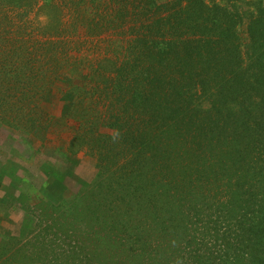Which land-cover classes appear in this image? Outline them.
Segmentation results:
<instances>
[{"label":"trees","instance_id":"obj_1","mask_svg":"<svg viewBox=\"0 0 264 264\" xmlns=\"http://www.w3.org/2000/svg\"><path fill=\"white\" fill-rule=\"evenodd\" d=\"M232 1L0 0V109L97 157L50 172L40 264H264V7Z\"/></svg>","mask_w":264,"mask_h":264},{"label":"rangeland","instance_id":"obj_2","mask_svg":"<svg viewBox=\"0 0 264 264\" xmlns=\"http://www.w3.org/2000/svg\"><path fill=\"white\" fill-rule=\"evenodd\" d=\"M218 1L227 3L231 0ZM253 1L235 0L228 4H236L238 10L247 16L255 8L251 5ZM118 31L116 34H104L106 50L112 49L109 41L113 39L124 42L125 31ZM239 34L246 46L249 41L246 20L240 25ZM100 44L103 46L104 41ZM16 111L0 109V173L3 171L0 176V264H9L7 258L14 257L17 252L23 258L19 264H40L39 260L47 262L51 256L48 251L53 244L48 228L51 224L48 219L53 214L51 204L69 203L77 198L78 191H61L53 187L55 181L50 172L65 170V160L68 159L75 164L74 174L83 183L81 188H89L95 183L97 157L80 150L77 143L72 146L74 151L68 149L74 134L70 122H60L56 129L36 136L28 130L27 118ZM5 120L13 122L17 129L10 127ZM73 179L79 189V183ZM58 243L59 240L55 244Z\"/></svg>","mask_w":264,"mask_h":264},{"label":"clouds","instance_id":"obj_3","mask_svg":"<svg viewBox=\"0 0 264 264\" xmlns=\"http://www.w3.org/2000/svg\"><path fill=\"white\" fill-rule=\"evenodd\" d=\"M117 135H118V133H117ZM116 137H114V139H115Z\"/></svg>","mask_w":264,"mask_h":264}]
</instances>
